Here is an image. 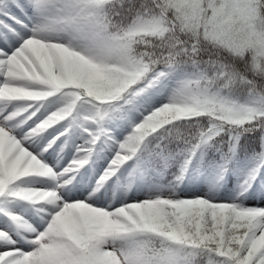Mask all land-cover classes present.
Listing matches in <instances>:
<instances>
[{
  "label": "snow or ice",
  "instance_id": "snow-or-ice-1",
  "mask_svg": "<svg viewBox=\"0 0 264 264\" xmlns=\"http://www.w3.org/2000/svg\"><path fill=\"white\" fill-rule=\"evenodd\" d=\"M0 264H264V0H0Z\"/></svg>",
  "mask_w": 264,
  "mask_h": 264
}]
</instances>
